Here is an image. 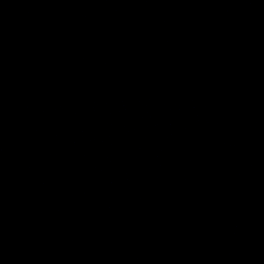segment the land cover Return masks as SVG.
Listing matches in <instances>:
<instances>
[{
	"label": "water",
	"instance_id": "water-1",
	"mask_svg": "<svg viewBox=\"0 0 264 264\" xmlns=\"http://www.w3.org/2000/svg\"><path fill=\"white\" fill-rule=\"evenodd\" d=\"M0 264H264V0H0Z\"/></svg>",
	"mask_w": 264,
	"mask_h": 264
}]
</instances>
